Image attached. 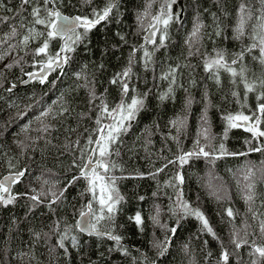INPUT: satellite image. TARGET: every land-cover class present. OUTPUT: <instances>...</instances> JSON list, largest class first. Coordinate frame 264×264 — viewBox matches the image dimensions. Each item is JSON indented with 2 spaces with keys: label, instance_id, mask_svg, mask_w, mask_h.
Returning a JSON list of instances; mask_svg holds the SVG:
<instances>
[{
  "label": "trees",
  "instance_id": "obj_1",
  "mask_svg": "<svg viewBox=\"0 0 264 264\" xmlns=\"http://www.w3.org/2000/svg\"><path fill=\"white\" fill-rule=\"evenodd\" d=\"M108 2L63 0L53 6L64 13L92 18L93 10L101 11ZM117 3L118 7L113 9L110 18L92 28L85 41L69 54L71 59L62 65V70L56 68L49 72L44 83L34 78L26 85H19L28 76L27 72L38 70L41 67L38 62L46 60L44 54L35 58L32 55L44 37L30 41L27 48H19L21 58L18 63L15 59L0 60V180L10 173L25 172L11 188V194L17 201L0 204V264H219L222 245L230 254L235 250L230 243L232 225L242 228L245 222L250 226L249 233L255 234L249 235V241L255 238L258 244L264 245L257 222L248 211L249 205L242 193L245 169L254 166V170H258L264 162V152H249L248 149L264 144V138L259 141L253 139L245 127L232 128L224 137L227 127L224 117L238 113L252 115L257 111L258 103H264V99H257L264 89L257 87L246 94L239 75L234 82L231 74L221 69L218 83L204 66L205 58L214 55L215 51H223L231 64L233 58L250 46L252 28L262 7L260 0H175L165 46L146 45L148 51L153 52L152 62L147 68L143 62V51L135 52L129 91L124 100L130 103L133 96L140 95L144 98V107L131 122V128L112 145L111 158L120 165L112 175L118 177L116 187L123 200L117 206L114 222L103 221L100 225L101 231L111 230L123 238L121 242L129 255L117 250L113 240L80 233L73 227L81 206L90 199V194L82 195L87 186L83 178L68 187L62 201L48 206L52 199L50 193H58L73 176L79 175V167L74 166V161L75 165L83 163L80 148L86 145L89 136L93 140L97 138L99 97H104L109 109L121 103V85L111 81L128 67L133 48L140 49L145 45L144 34L154 23L152 17L159 14L166 0H117ZM242 3L251 9L253 18L246 21L244 35L237 39L235 29ZM36 6L43 8V0H38V3L34 0L30 5H22L21 0H0V17H8L0 22V40H6L13 26L17 29L16 40L27 34L26 28L20 24L23 20L26 26H31V12ZM146 9L149 15L144 18L141 28L137 17ZM41 15L45 13L42 11ZM197 23L204 25V38L198 50L187 43ZM160 27L156 45H159L163 32V26ZM217 27L219 35H216ZM36 28L46 31L43 25H36ZM5 44H0V53H4ZM60 44L61 40L53 39L49 54L59 51ZM260 56L259 48L244 51L242 61L233 67L238 73L243 68L248 82L258 83L264 79V64ZM8 64H13V67L7 68ZM169 68L176 70L175 84H172L168 98L161 100V95L168 92L170 86V78L161 77ZM86 82L88 87L84 86ZM15 84L19 86L13 88ZM90 89L94 90L97 99H91ZM49 106L53 113H61L65 107L69 111L55 118L46 117L49 131L37 135L33 132L35 119ZM177 117L186 119L178 142L171 139L177 136V131L170 124ZM204 117L207 125L202 124ZM109 122L107 117L102 121L103 124ZM25 125H29L27 131L24 130ZM202 126L209 128L215 148L223 142L228 152L246 155H226L214 163L203 157H193L182 168L169 164L154 179L148 175L163 167L168 160L175 159L181 150H194V142ZM260 127L264 130V122ZM24 138L27 139L23 142ZM245 141H251V144ZM178 172L184 177L183 184L179 185V188L182 186L183 199L204 213L216 233L215 237L202 231L201 223L195 217L188 216L178 221V215L170 211L175 207L177 189L169 187L167 182L175 183L173 178ZM255 184L256 199L252 207L258 213H264V178L259 171L256 172ZM220 187L223 189L222 198L217 199L211 193ZM38 192L49 195H41L42 202L37 205L29 197ZM157 208L160 224L166 228L153 223ZM228 208L235 214L231 223L226 212ZM137 213L142 217V225L130 219ZM66 226L69 237L76 236V247L70 238L64 241L63 248L59 246ZM173 227L176 228L174 235L168 231ZM166 238L170 239V244L167 252L160 256L154 244ZM238 251L239 260L230 255L228 264H252L255 257L249 255L248 245ZM259 264H264V261Z\"/></svg>",
  "mask_w": 264,
  "mask_h": 264
},
{
  "label": "snow or ice",
  "instance_id": "obj_2",
  "mask_svg": "<svg viewBox=\"0 0 264 264\" xmlns=\"http://www.w3.org/2000/svg\"><path fill=\"white\" fill-rule=\"evenodd\" d=\"M34 0H21L22 5H30ZM63 0H43V8L36 6L32 8L31 16V26H26L21 21L20 27L26 28L27 34L23 35L20 45L23 48H27L29 42L35 40L39 37H44V40L41 46L33 50L32 55L35 58L41 54H44L46 57L45 61H39L41 67L39 73H28L27 75L30 78H38L41 83L47 78V74L51 71H54L56 68H61L62 65L66 64L70 59V53L74 52L76 47L83 43L87 37L88 32L94 28L97 24H100L102 21H107L110 18V15L114 8L118 7L117 0H109L108 4L101 11L93 10L92 18L84 16H68L63 14L58 8L52 7L49 8L47 5L62 3ZM85 3H91V0H84ZM175 0H166L164 7H161L159 14L152 17L154 23L150 24L148 27L149 34L145 36V45H142L140 49L133 48V53L130 55L129 65L122 72L117 73L113 78L111 83H119L121 85V103L115 107L109 109L107 103L104 100V97L101 96L99 108V115L97 116L96 123L98 125L95 130L97 138L95 140L89 136L86 145L83 148H80V159L83 161L82 165H75L79 167V175L73 176V178L68 181L67 185L63 189H60L59 192H51V201L49 202V207L53 203L62 201L64 193L67 191L68 187H71L77 180L83 178L87 182V186L84 190V194H90V199L86 204L81 206V209L78 211L79 219H77L76 224L73 226L75 229H78L80 233H86L88 235H96L101 237H107L115 242L116 249L122 251L124 255H129L128 249L122 244V237L120 235H114L111 230L101 231L100 225L103 221L114 222L115 214L118 211L117 206L123 200V197L119 194V190L116 187V181L118 177L112 175L115 169L119 168L114 160H112L113 149L112 145L116 144L120 136L123 133H126L131 128V122L135 120L138 112L144 107V98L140 95H135L132 97L130 103H126L124 97L128 95L129 87L128 81L131 79L133 58L135 52L140 50L143 51V62L145 68H147L152 62L153 52L148 51L146 45L152 44L155 47H164L165 40L167 39V28L170 22L173 20V14L171 12L172 3ZM38 3V0H37ZM262 7L258 10V15L256 16V24L252 28V43L244 51L251 52L252 49H260V59L261 63L264 64V0H260ZM150 7V5H149ZM165 8L167 11H165ZM44 12L45 15L42 16L41 12ZM149 15L147 9L145 12L141 13L137 17L138 24L143 28L144 18ZM239 20L236 26V38L239 39L244 35L246 21L252 20V11L250 8H247L243 3L239 8ZM178 14L176 19L178 20ZM8 19V17H0V22ZM36 25H43L46 31H39L36 28ZM163 26V32H161L160 43L156 45V34L161 30L160 26ZM204 28L203 24L197 23L194 25L192 32L188 37L187 43L190 47H197L200 45L201 41L204 38L202 29ZM220 31L217 27L216 35H219ZM17 35V29L15 26L11 29L10 34H7V40H0V44L7 43L8 40L14 38ZM119 35V34H118ZM59 39L62 41L59 51L54 54H49L48 49L50 42L53 39ZM123 39V37H121ZM16 45L9 44V50L5 53H0V60L4 58L5 55L10 54L11 50L14 49ZM244 51L238 54L235 58L232 59L231 64L225 59V54L223 51H215L214 55L207 56L205 58L204 66L205 70L213 75V77L219 83V71L221 69L226 70L234 78L238 75L242 78L244 87L247 92H252L259 87L264 89V79L257 82H248L244 74V69L241 68L238 73L236 68L233 65H236L238 61H242ZM191 54V53H190ZM17 61L16 63H18ZM7 68L13 67V64L6 65ZM179 67V66H177ZM175 69L169 68V71L165 73L161 78L169 79L170 86L168 92L161 95L160 99L164 100L168 98V95L172 93V84H175ZM80 74L77 73V76ZM87 80V78H85ZM85 87H88L86 82ZM11 91V89H9ZM91 99H97L94 90L90 89ZM236 95V93H233ZM258 100L264 99V91H260ZM190 102V100H189ZM69 111L68 108H62L61 113H53L51 106L46 110L42 111L39 116L36 117L37 121L43 120V118L62 114L63 112ZM109 118L110 122L108 124H103L102 121L104 118ZM227 122V127L224 132V137H227V133L232 128L245 127L246 131L252 133L253 139L259 141L260 138H264V130L261 129L260 125L264 122V103H258L257 111L252 113V115H244L243 113H238L236 115H227L224 117ZM171 126L176 129L177 136H172L171 139L177 140L178 135L186 126V119L183 117H177L175 120L170 122ZM202 124L207 125V118H202ZM29 125H25L24 130L27 131ZM49 125L42 124V127L38 131L47 133L49 131ZM39 138V137H38ZM213 137L210 136V130L206 126H202L201 131L198 133L197 139L194 142L193 149L187 152L181 150L180 155L176 156L173 160H168L163 167L156 169L155 172L148 173L153 179L158 175L159 172L163 171L164 168L168 167L169 164L178 165L183 167L190 159L193 157L209 159L211 163H214L215 160L220 159L226 155H246V153H230L225 148L223 142L219 144L218 148H215L211 140ZM201 140L205 141L201 143ZM247 144H251V141H245ZM76 146L79 148V142H76ZM205 148L208 150L206 151ZM249 152H264V144H260L255 148H249ZM119 155L118 152L115 153ZM12 167L11 163L9 164ZM122 170V169H121ZM259 171L262 178H264V162H262L261 167L258 170H254V166L247 167L243 172V199L246 204L249 205L248 211L252 214L253 220L257 222L259 229V237L264 240V213H258L252 207L256 199V184L255 176L256 172ZM25 174L24 171L10 173L0 180V204H11L15 201L16 197L11 194V186L17 183L21 177ZM143 175V174H140ZM175 183L172 181L167 182L169 187L177 189L175 196V207L171 208L170 211L174 215H178L179 219L186 218L188 216L195 217L201 223V230L216 236L213 228L210 226L207 217L199 208H194L187 201L183 199V191L179 188V185L183 184L184 177L181 173H177L173 178ZM48 183V181H44ZM223 191L222 187L215 188L212 191L217 199H221V192ZM7 193V197H5ZM47 196L49 193L41 192L38 195H33L30 199L36 203L42 202L40 196ZM143 199V197H141ZM227 216L231 221L234 220L235 214L231 208L226 210ZM159 209L157 208L156 215L152 217L153 223L160 225L161 227L166 228V225L160 224L159 220ZM134 219L138 225H142L143 220L139 213L135 217L130 218ZM57 230L59 228V222H56ZM249 225L247 222L244 223L242 228H236L233 224L230 230V243L234 245L235 250L233 253H229L227 248H223L220 256L219 264H228L230 255L234 256L239 260V249L245 245H248L250 248L249 255L255 257L252 260V264H259L260 261H264V245L258 244L256 239L249 241V235H255L254 233H249ZM173 235L176 232V228L173 227L168 229ZM242 233V235H241ZM71 239L73 247L78 245L76 236L69 237V229L66 226L65 231L60 236V247H64V241L66 239ZM170 243V239L166 238L162 242H156L154 247L159 250V255L163 256L167 252V245ZM187 250V248L185 249ZM67 251V250H65ZM210 255V253H209ZM145 259H147L145 257Z\"/></svg>",
  "mask_w": 264,
  "mask_h": 264
},
{
  "label": "rangeland",
  "instance_id": "obj_3",
  "mask_svg": "<svg viewBox=\"0 0 264 264\" xmlns=\"http://www.w3.org/2000/svg\"><path fill=\"white\" fill-rule=\"evenodd\" d=\"M10 32H11V30H10ZM10 32H9V34H10ZM144 35H145V34H144ZM7 38H8V37H6V40H7ZM21 40H22V38H21L20 40H16V37H14V38L8 40V42L4 45V53L7 52V51L9 50V44L16 45V47H15L14 49L11 50L10 54L5 55L4 58H5L6 61H8V60H9V61H12L13 59H15V60L17 61L18 59L21 58V56H19L20 53L18 52L19 48H20V49L22 48V46L19 44ZM18 44H19V46H18ZM13 55H17V56H13ZM7 58H8V59H7ZM38 116H39V115H38ZM46 120H47L46 118H43V120H42V122H41V121H37V119H35V125L33 126V132L36 133V134L38 135V134L40 133V131H38V129H40V127L42 126V124H46V125H47V121H46ZM31 136H32V135H31ZM29 137H30V136H29ZM29 137H27V138H29ZM27 138L22 139L23 142H24ZM33 195H38V194L35 193V194H33Z\"/></svg>",
  "mask_w": 264,
  "mask_h": 264
},
{
  "label": "water",
  "instance_id": "obj_4",
  "mask_svg": "<svg viewBox=\"0 0 264 264\" xmlns=\"http://www.w3.org/2000/svg\"><path fill=\"white\" fill-rule=\"evenodd\" d=\"M61 11V10H60ZM62 12V11H61ZM63 14H65V15H68V16H79V15H77V14H68V13H64V12H62ZM149 34V32H148V30L145 32V35H144V41H145V36L146 35H148ZM61 44H62V41H61ZM61 44H60V47H61ZM60 47H59V49H60ZM40 72V70L39 71H33V72H31V73H39ZM33 78H30L29 76L27 77V78H25V79H22L20 82H19V85H26L27 84V82H29V81H31ZM18 84H15V85H13V88H16V87H18L19 86ZM5 176H7V175H5ZM11 188H12V186H11ZM181 188H182V186H181ZM180 188V189H181ZM5 195H8L7 193H5ZM78 219H79V216H78ZM170 244V243H169ZM169 244H168V246H169ZM151 264H154V263H151Z\"/></svg>",
  "mask_w": 264,
  "mask_h": 264
},
{
  "label": "bare ground",
  "instance_id": "obj_5",
  "mask_svg": "<svg viewBox=\"0 0 264 264\" xmlns=\"http://www.w3.org/2000/svg\"><path fill=\"white\" fill-rule=\"evenodd\" d=\"M156 59H157V58H156ZM151 92H152V91H151ZM44 99H45V98H44ZM49 99H50V98H49ZM61 106H62V105H61ZM55 110H56V109H55ZM56 111H57V110H56ZM68 113H69V112H68ZM71 115H72V114H71ZM90 120H91V119H90ZM46 121H47V120H46ZM68 121H69V120H68ZM94 124H95V123H94ZM141 125H142V124H141ZM41 127H42V126H41ZM41 127H40V128H41ZM88 127H89V126H88ZM86 128H87V127H86ZM90 128H91V127H90ZM66 135H67V134H66ZM49 138H51V137H49ZM2 143H3V142H2ZM10 144H11V143H10ZM17 144H18V143H17ZM14 145H15V144H14ZM21 147H22V146H21ZM1 149H2V148H1ZM60 149H61V148H60ZM42 153H43V152H42ZM9 154H10V153H9ZM4 156H5V155H4ZM50 156H51V155H50ZM9 157H10V156H9ZM52 161H53V159H52ZM46 167H47V166H46ZM43 170H44V169H43ZM30 171H31V170H30ZM36 172H37V171H36ZM61 174H62V173H61ZM52 175H53V174H52ZM54 175H55V174H54ZM57 175H58V174H57ZM26 177H28V176H26ZM41 178H42V177H41ZM28 180H29V179H28ZM58 181H59V180H58ZM27 184H28V182H27ZM22 185H23V184H22ZM29 185H30V184H29ZM26 187H27V186H26ZM28 187H29V186H28ZM42 189H43V188H42ZM31 190H32V189H31ZM38 193H39V192H38ZM26 195H28V194H26ZM20 196H21V195H20ZM21 198H22V197H21ZM29 198H30V197H29ZM29 198H28V199H29ZM16 199H17V198H16ZM16 199H15V200H16ZM22 199H23V198H22ZM16 201H17V200H16ZM30 204H31V203H30ZM36 204L38 205V203H36ZM14 207H15V206H14ZM37 212H38V211H37ZM37 212H36V213H37ZM4 214H5V213H4ZM10 214H11V213H10ZM24 215H26V214L24 213ZM43 216H44V215H43ZM11 217H12V216H11ZM30 218H31V217H30ZM26 220H27V219H26ZM33 221H34V220H33ZM29 222H30V221H29ZM3 224H4V223H3ZM19 226H20V225H19ZM1 227H2V226H1ZM28 227H29V226H28ZM39 227H40V226H39ZM18 228H19V227H18ZM14 229H15V228H14ZM14 229H13V230H14ZM39 229H40V228H39ZM27 230H28V229H27ZM4 234H5V233H4ZM19 239H20V238H19ZM28 239H29V238H28ZM5 240H6V239H5ZM25 241H26V240H25ZM9 243H10V241H9ZM12 243H14V242H12ZM32 244H33V243H32ZM6 248H7V247H6ZM1 249H2V248H1ZM14 249H15V248H14ZM21 250H22V249H21ZM36 258H37V257H36ZM18 260H19V259H18ZM18 260H17V261H18ZM34 261H35V260H34ZM29 263H30V262H29Z\"/></svg>",
  "mask_w": 264,
  "mask_h": 264
},
{
  "label": "flooded vegetation",
  "instance_id": "obj_6",
  "mask_svg": "<svg viewBox=\"0 0 264 264\" xmlns=\"http://www.w3.org/2000/svg\"><path fill=\"white\" fill-rule=\"evenodd\" d=\"M51 5H52V4H51ZM52 7H55V6L52 5V6H50L49 8H52ZM56 8H57V7H56ZM39 69H40V68H39ZM39 69H38V70H35V71H39ZM28 73H31V72H27V74H28ZM27 74H26V75H27ZM48 74H49V73H48ZM48 74H47V77H48ZM27 77H28V76H27ZM27 77H26V78H27ZM33 79H34V78H33ZM33 79H32V80H33ZM46 79H47V78H46ZM5 197H7V195H5ZM168 247H169V246H168Z\"/></svg>",
  "mask_w": 264,
  "mask_h": 264
}]
</instances>
